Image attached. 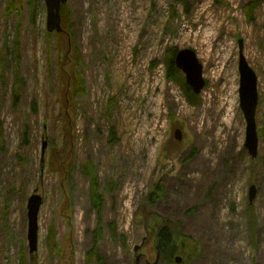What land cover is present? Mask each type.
<instances>
[{"label":"rangeland","instance_id":"obj_1","mask_svg":"<svg viewBox=\"0 0 264 264\" xmlns=\"http://www.w3.org/2000/svg\"><path fill=\"white\" fill-rule=\"evenodd\" d=\"M61 26L47 32L44 0H0V264H176L155 262L150 228L163 216L200 244L184 264H264V0H67ZM239 39L257 75L254 158ZM169 48L193 49L203 66L195 105L166 79ZM155 182L163 194L148 206Z\"/></svg>","mask_w":264,"mask_h":264},{"label":"water","instance_id":"obj_2","mask_svg":"<svg viewBox=\"0 0 264 264\" xmlns=\"http://www.w3.org/2000/svg\"><path fill=\"white\" fill-rule=\"evenodd\" d=\"M46 7V30L48 32H61L63 28L61 26V13L60 9L62 4L67 0H44ZM239 43V105L243 112L246 129L244 147L252 158L257 154V131H256V107L258 103V91H257V75L253 68L249 65L244 55L242 54V40H238ZM176 67L182 72L185 78V83L191 88V90L198 94L204 88L205 79L203 77V66L195 51L191 48H181L175 54L174 57ZM174 137L178 141L181 140L182 134L180 129H175ZM45 143L42 145L41 152L44 153ZM256 187L254 184L249 186L248 201L251 203L255 197ZM42 203L41 196L34 191L29 195L26 203L27 208V241L29 253H33L37 249V215ZM159 259V255L156 257V261ZM182 261L180 255L174 257V262L179 264Z\"/></svg>","mask_w":264,"mask_h":264},{"label":"trees","instance_id":"obj_3","mask_svg":"<svg viewBox=\"0 0 264 264\" xmlns=\"http://www.w3.org/2000/svg\"><path fill=\"white\" fill-rule=\"evenodd\" d=\"M12 6V5H11ZM9 5L8 8L12 9ZM247 12L249 13L252 8H249L246 6ZM177 50L173 48H169L166 50V57L164 59L165 64V76L167 80L173 81L175 84H177L181 90L183 91L185 95V100L187 103L191 105H195L199 102V96L198 94L194 93L191 88L185 83V79L183 77V74L181 71L176 67L174 56ZM75 81V88L80 90V84L81 82L76 77L74 78ZM76 89V90H77ZM90 175V189L89 194L91 198V204L92 206L97 209V211L100 210L101 202H102V196L98 193L96 178L94 177L91 172H89ZM163 184L160 182H155V184L152 187V190L145 195L144 197V203L148 204V206H154L155 202L162 196L163 194ZM250 208V206H249ZM248 208V211H249ZM144 213L142 214V223L144 225L145 231L149 230L147 228V224L149 223V218L153 216V211L146 210V206H143ZM151 211V212H150ZM250 218H249V225L250 230L252 232V238L254 239V232H255V222H254V214L249 211ZM151 225H153L152 228H156V234L153 237V250L155 251V254L159 255V258L164 263H172L174 262V257L176 255L182 256V262L181 264L186 263V261L190 258H195L199 254L200 250V244L196 241H193L191 238L187 236H183L181 233L180 226H178V223L175 221L173 222L168 217H160L159 219H155ZM97 230L99 228L97 227ZM155 230V229H154ZM95 248H92L88 253L89 256L96 257V255H92ZM98 264H103L100 260V257L97 258Z\"/></svg>","mask_w":264,"mask_h":264}]
</instances>
